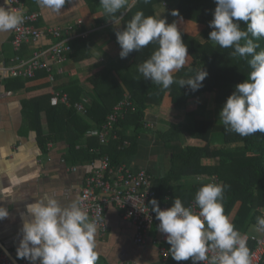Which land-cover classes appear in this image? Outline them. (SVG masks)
Segmentation results:
<instances>
[{
	"label": "crops",
	"instance_id": "0c3cea01",
	"mask_svg": "<svg viewBox=\"0 0 264 264\" xmlns=\"http://www.w3.org/2000/svg\"><path fill=\"white\" fill-rule=\"evenodd\" d=\"M21 1L28 11L39 15L34 26L45 35L37 43L23 44L16 53L11 45L13 30L0 32L1 62H8L16 54L21 58H28L34 51H46L52 44V38L47 32L51 28L79 24L88 34L86 39L72 42V53L62 65L63 73L55 74L53 82L49 80L46 72L40 73L34 81L26 83L0 79V192L11 193V196H6L3 202H0V206L9 211L8 218L0 220V249L2 247L8 251L10 255L8 257L14 259L16 263L21 261L16 256V248L21 238L20 229L26 220L31 219L26 211L27 204L40 199L45 194L55 198L61 206L77 202L84 178L97 165L96 155L89 160L78 159V156L86 157L80 152L83 150L90 156L97 151V148H89L87 145L95 144L94 140L98 141L96 132L99 126L85 114L76 112L90 125V128L76 141L77 152L69 153V145L66 142L68 135L60 129L61 122L58 119L48 116L47 109L50 104L47 98L55 90L66 93L72 86H78L81 89L78 102L89 109L92 102V86L86 77L95 69L102 67L112 69L117 78L116 73L123 72L132 63L130 56L120 59V48L111 35L121 28L124 14L134 7L137 0H128V6L121 10L122 13L112 23V18L103 13L98 3L90 6L85 0H72L70 4L65 3L61 14H54L39 7L36 0ZM2 3L3 1L0 0V4ZM177 3L178 0H159L154 5V16L166 18L168 23L176 21L182 34L203 42L200 37L202 25L171 15ZM45 55L48 58V54ZM29 99H41L42 110L39 121L42 134L44 137H48L49 134L55 136L54 141L49 140L44 143V152L38 144L37 134L32 128V121L29 120L28 111L23 104ZM213 101L214 93L203 95L198 101L199 109L205 111V120L219 123L218 114L219 109L222 108L216 106ZM209 113H212L213 117H208ZM144 114L143 126L150 124L152 129L158 125L159 120L181 126L186 119L185 112L175 109L171 104L169 93L164 95L159 106H148ZM195 119L200 118L195 117ZM77 127L78 124H71L72 129L75 130ZM117 130L122 131V135L126 137L133 136L132 126ZM180 130L184 139L183 142L180 138V142L183 145H204L200 140H195L185 133L183 127ZM77 134L79 135L78 131ZM156 136L153 130L143 128L136 141V154L121 162L131 169L144 168L151 176V183L166 178L170 170L171 153L163 143L160 144L163 151L157 148ZM125 142L128 146V142ZM98 151L101 153V150ZM187 180H171L169 188L183 189L185 186L181 182ZM196 182L200 183L197 179ZM105 220L106 232L100 234L97 229L95 236L97 255L95 264H162L153 241L158 235L157 231L152 230L145 244L137 245L133 242L135 233L133 226L122 218L114 205H109L105 210Z\"/></svg>",
	"mask_w": 264,
	"mask_h": 264
},
{
	"label": "clouds",
	"instance_id": "9594fccd",
	"mask_svg": "<svg viewBox=\"0 0 264 264\" xmlns=\"http://www.w3.org/2000/svg\"><path fill=\"white\" fill-rule=\"evenodd\" d=\"M72 0H36L39 7L61 14L65 3ZM145 4L150 0H143ZM216 7L208 27V40L222 49H233L231 55L248 59L251 68L246 80L235 85L219 112L225 130L241 137L264 133V50L259 41L264 39V0H213ZM103 13L117 20V13L128 6V0H99ZM171 15L179 17L178 10ZM182 20V18H181ZM24 22L21 13L11 7V0L0 4V32L17 29ZM243 23V28L241 26ZM120 48V59L132 52H140L150 44L156 48L150 58L137 66L144 80L151 81L164 90L173 83L187 88L192 93L203 87L208 72L203 68L187 79L176 80L174 73L181 70L189 58L188 46L176 21L146 16L137 11L122 30L115 32ZM227 186L215 182L203 184L195 193L194 203L185 207L175 197L172 206L161 210L153 198L152 206L159 221L158 231L165 236L171 258L179 264H251L247 237L235 229L224 214L223 196ZM11 193L0 192V202ZM26 220L20 229L21 238L16 248L18 259L29 264H95V236L97 223L87 211L72 202L61 206L45 194L27 204ZM9 211L0 206V220L8 218ZM259 230L264 231V216L256 218Z\"/></svg>",
	"mask_w": 264,
	"mask_h": 264
},
{
	"label": "trees",
	"instance_id": "16d2710c",
	"mask_svg": "<svg viewBox=\"0 0 264 264\" xmlns=\"http://www.w3.org/2000/svg\"><path fill=\"white\" fill-rule=\"evenodd\" d=\"M158 1L150 0V3L145 4L143 0H137L134 7L124 14L119 30L123 29L137 11H143L146 16H154V5ZM85 2L90 6L100 4L99 0H85ZM215 7L213 0H178L175 9L180 13L178 18L204 27L200 33L203 42L182 34V39L188 46L189 58L185 66L174 73V78L179 80L193 76L202 68L206 70L208 76L203 81V87L197 92L192 93L187 88H180L177 83H173L170 89L164 90L151 81L143 79L137 66L150 58L156 48L152 44L140 52L134 51L129 55L132 63L123 72L116 73L118 79L112 69L102 67L95 69L86 77L92 86V102L85 115L97 126L100 127L104 123L112 108L124 98L125 94H128L133 102L132 110L115 125V129L132 126L133 136L126 137L115 130L117 138L110 140L107 146L101 147L98 144L99 141L94 140L95 144H88L87 147H95L96 150H101L100 154L108 155L112 166L119 165L126 158L134 156L136 141L143 130L145 110L148 106H159L164 95L169 93L173 107L183 110L186 118H191L190 125L183 127L184 132L191 138L200 140L204 145H183L180 142L181 131L178 125H170L168 132L159 134L164 147L171 153L170 170L166 178L151 183L159 201L161 202L164 196H168V205L171 207L174 198L178 197L186 207L189 202L194 201L195 193L203 183H196L193 188L172 190L169 188L170 181L189 178L206 180L216 176L221 184L227 186L222 201L224 214L234 224L236 230L247 232L248 227L255 224L256 218L263 216L262 211H264V133L257 132L248 137H241L234 132L226 131L222 122L214 123L205 120V113H202L201 108L199 109L198 101L203 95L211 93H214V104L222 108L227 97L234 91L235 85L244 82L251 71L248 64L250 57L247 59L233 57L231 55L233 49H222L208 40L209 32L212 30L208 24L213 18L212 13ZM241 26L243 28V23ZM111 38L116 42L115 32ZM255 42L260 45L257 51L264 50V39ZM43 72H38L32 79H11V81L32 82ZM66 93L72 105L78 102L81 89L78 86H72ZM50 97L47 98L48 104H50ZM40 101L41 99H29L23 104L28 111L29 120L32 121V128L37 134L38 144L44 152V143L49 140L54 141L55 136L49 134L48 137H44L42 134L39 121L42 110ZM47 112L48 116H53L61 122L60 129L68 135L66 142L69 145V153L77 152L76 141L84 135L90 125L84 122L72 107L50 104ZM71 124H78L75 130L79 132V135L71 128ZM49 127L52 128V125L49 124ZM214 136H219L221 146L218 148H212L211 140ZM125 141L128 142V146H123ZM80 152L86 157L78 156V159L89 160L95 156L94 153L92 156L85 154V150ZM247 246L251 251L253 243L249 242Z\"/></svg>",
	"mask_w": 264,
	"mask_h": 264
},
{
	"label": "built area",
	"instance_id": "2783aa9c",
	"mask_svg": "<svg viewBox=\"0 0 264 264\" xmlns=\"http://www.w3.org/2000/svg\"><path fill=\"white\" fill-rule=\"evenodd\" d=\"M11 7L24 17L23 24L12 31L11 45L14 52L17 53L23 44L37 43L45 34L34 26L39 15L28 11L21 0H11ZM47 32L52 38V44L46 51H34L28 58H21L16 54L8 62L0 61L1 80L32 79L38 72L44 71L48 74L49 80L53 82L55 74L63 73L62 65L67 56L72 53L71 43L86 39L88 34L81 29L79 24L51 28ZM45 54H48V58ZM49 61L50 63H48ZM50 104L52 106L65 105L72 107L80 114H86L87 112L86 107L79 102L71 105L68 96L60 90L52 92ZM132 108L131 98L128 94H125L124 98L112 108V111L96 132L100 146H106L110 140L117 138L115 125L123 120ZM123 146H127V143L124 142ZM94 154L97 157L95 161L97 165L84 178L77 203L87 211L91 219L96 221L99 233L104 234L106 232L105 210L109 205H114L122 218L133 226L135 231L133 242L135 244H145L152 230L157 231L158 235L153 241L161 263L177 264L170 256V245L166 243L165 236L158 231L159 221L156 220L155 213L151 211L152 206L148 203L155 198L159 202L161 210H166L170 208L168 205L169 197L164 196L162 201H159L151 184V176L144 168L135 170L125 164L112 166L108 155H102L98 150ZM196 179L203 184L209 182L221 184L216 176L206 180ZM189 206L193 208L194 212L198 213L199 209L194 201L189 202L186 207ZM262 212L264 216V211ZM255 230L259 233L257 237L248 234V231L245 233L239 232L247 237V244L249 242L253 243L250 251L251 264H264V231L259 230L257 226ZM27 263L29 262L24 259L17 263L13 262L0 249V264ZM179 264H191V261H182ZM203 264H207V261Z\"/></svg>",
	"mask_w": 264,
	"mask_h": 264
},
{
	"label": "rangeland",
	"instance_id": "374dc122",
	"mask_svg": "<svg viewBox=\"0 0 264 264\" xmlns=\"http://www.w3.org/2000/svg\"><path fill=\"white\" fill-rule=\"evenodd\" d=\"M204 28V27H203ZM208 100V99H207ZM221 111V109H219V112ZM202 113H204V111L202 110ZM213 117V114L212 113H209L208 114V117ZM144 117H145V114H144ZM167 121V120H166ZM190 122H191V118H186L183 122H182V124H181V126H180V128H182V127H186V126H188V125H190ZM221 121H220V119H219V123H220ZM170 125H172V124H170V123H168V121L167 122H164V121H162V120H159L158 121V125L157 126H155V128H153L152 129V125H150V124H146L145 126H143V128H144V130L146 129V130H153L154 131V133H156V139H155V141H156V146H157V148L159 147V150H161V151H163L162 150V148H161V143H162V141L159 139V134L160 133H164L163 131H165V132H168L169 131V129H167ZM164 129V130H163ZM117 130V129H116ZM117 131H120V130H117ZM181 131V130H180ZM121 133H122V131H120ZM179 138H180V136H179ZM182 138V137H181ZM183 139V138H182ZM183 142H184V139L182 140ZM211 144L213 145L212 146V148H218V147H220L221 146V142H220V140H219V136H214V137H212V140H211ZM166 153V152H165ZM180 183V182H179ZM181 183H183V185L185 186V187H187V188H193L194 186H196V179L195 178H189L187 181H185V182H181ZM235 210H236V208H235ZM234 210V211H235ZM257 226V224L255 223V224H252V225H250L249 227H248V234H250V235H254V236H259V233L255 230V227ZM245 233V232H244Z\"/></svg>",
	"mask_w": 264,
	"mask_h": 264
},
{
	"label": "water",
	"instance_id": "95a60500",
	"mask_svg": "<svg viewBox=\"0 0 264 264\" xmlns=\"http://www.w3.org/2000/svg\"><path fill=\"white\" fill-rule=\"evenodd\" d=\"M1 250H2L7 256H10L9 253H8V251H6L5 249H2V247H1ZM12 261L16 263V261H15L14 259H12Z\"/></svg>",
	"mask_w": 264,
	"mask_h": 264
}]
</instances>
